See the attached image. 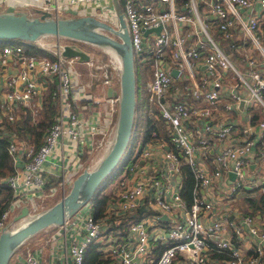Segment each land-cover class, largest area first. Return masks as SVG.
Returning <instances> with one entry per match:
<instances>
[{"label":"built area","instance_id":"built-area-1","mask_svg":"<svg viewBox=\"0 0 264 264\" xmlns=\"http://www.w3.org/2000/svg\"><path fill=\"white\" fill-rule=\"evenodd\" d=\"M95 2L102 9L92 14L115 25L116 9L107 0L2 1L0 11L13 8L27 13L49 11L55 17L79 16L85 14L82 5ZM119 3L135 54L144 61L143 51L152 49L156 62L146 86L151 99H159L178 154L164 144L146 145L134 160L130 178L121 182L109 206V216L136 215L126 230L110 229L109 224L108 232L87 202L40 245L18 252L14 264H48L41 245L60 237L64 241L70 237L65 246L73 264H83L85 249L93 240L105 243L103 249L112 257L109 264H264V219L226 201L244 188L258 186L264 192V0H216L208 14L200 12L197 0L186 2L183 10L175 0ZM159 25V32L145 33L146 28ZM213 25L224 38L242 33L244 44L236 48L239 62L214 37ZM69 41L58 38L53 47H45L51 58L27 53L20 44L0 47V64L13 57L19 67L4 75L0 117L14 119L20 105H39L34 99L45 88L43 78L56 81L58 104L55 121L38 148L16 140L9 143L17 171L6 179L13 196L0 214V231L14 226L13 220L7 223L11 211L27 205L34 213L44 198L64 195L83 167L80 157L95 156L94 151L112 139L119 96L105 91L119 82L118 59L111 55L113 60L98 64L100 74L85 84L76 68L71 73V60L63 55L65 44L84 47ZM91 57L94 66L95 55ZM252 107L260 109L256 123H252L256 115ZM180 157L195 170L190 201L181 194ZM142 205L144 211L139 210ZM69 257L60 264H69Z\"/></svg>","mask_w":264,"mask_h":264},{"label":"water","instance_id":"water-1","mask_svg":"<svg viewBox=\"0 0 264 264\" xmlns=\"http://www.w3.org/2000/svg\"><path fill=\"white\" fill-rule=\"evenodd\" d=\"M118 24L112 25L94 15L52 16L49 11H0V39L37 41L45 36L67 38L100 47L117 57L119 62V88L109 86L107 95L119 96L117 120L112 139L97 163L83 169L72 181L69 190L54 204L31 213L27 205L14 217L16 226L6 225L0 231V264H9L19 248L33 236L46 232L75 215L111 177L129 146L135 126L138 83L135 52L119 0H113ZM162 25L146 28L159 32ZM116 52L113 53L112 50ZM63 55L84 62L91 60L85 49L65 44ZM176 71L172 70V74ZM244 100L241 101L242 107ZM167 149L169 147L166 146ZM144 163V159L140 161ZM23 167V164H19ZM234 178V173H230ZM140 211L145 210L142 205ZM163 217L166 218V215ZM69 264H73L72 260Z\"/></svg>","mask_w":264,"mask_h":264},{"label":"trees","instance_id":"trees-1","mask_svg":"<svg viewBox=\"0 0 264 264\" xmlns=\"http://www.w3.org/2000/svg\"><path fill=\"white\" fill-rule=\"evenodd\" d=\"M188 1L189 0H175V5L179 10H183L185 3ZM197 1L200 12L205 14L208 11L206 10L207 7H210V4L216 0ZM64 16L75 15L65 14ZM210 20L214 24L216 23L213 18H211ZM213 26L214 37L219 40L220 45L228 53L232 54L233 59L236 62H239V54L236 48L237 46L244 44L242 33L235 31L232 35V38H224L222 32L218 30L215 25ZM232 43H234L235 46H232ZM6 44H20L25 48V51L27 53L47 56L50 58L53 57L52 52L48 48L39 45V40L27 41L17 38L0 39V47ZM79 44L83 47L85 46L84 48L86 49H91V51H94L95 53H103L102 59L97 62L98 64H102L103 62L108 61L110 62L111 55L108 54L106 51L102 50L100 47L87 43L79 42ZM151 50L152 49L143 51L142 56H146L144 61L141 60V56H139L137 53L135 54L136 72L138 78L137 83L139 84L135 126L133 129L129 146L127 147V150L124 153V156L119 166L113 172L111 177L116 175V173L123 167L126 161L132 159V157L134 156L136 145L140 139L143 140V147L140 150L139 154L133 158L134 160L140 155L141 151L146 145H151L153 148H157L160 144H164V147L167 146L178 154V149L171 143V132L169 126L166 131L165 128L160 127L152 118V115L155 111V109L152 107V104L155 102L159 106V99L157 97L151 99L150 92H148V97L146 99L144 97L146 82L151 79L153 68L156 62L152 56ZM146 63L153 64V68H151L150 71V77H147L148 79L145 78L146 71L143 68V65H145ZM43 80L45 88L41 92V94L36 96V98L34 99L35 101L39 100V105H20L14 113V119H9L6 115H2L0 117V214L5 208V206L8 205L13 196L12 189L8 184H6V179L17 171L13 155L8 150L10 141L16 140L17 143H23L24 145L34 146L35 148H38L42 144L46 133L48 132L51 125L54 123L55 117L58 114L57 97L54 94L56 89V81H52L49 78H43ZM251 111L256 113V115H254L252 119V123H256L258 114H260V109H255L254 107H252ZM231 116L235 117V114L232 113ZM143 118H146L148 128L146 130L144 129V131L141 132V120ZM160 129L163 131H160ZM234 135L235 137L241 136V133L233 132V136ZM257 145L261 147V143H258ZM93 158L94 155H82L80 157V161L82 162L83 167L77 174H79L86 167H89ZM180 160L182 163L180 174L182 178L181 194L183 198H185L187 201H190L192 199L196 184L195 170L182 157H180ZM111 177H108L107 180H109V178ZM107 180L103 184L104 186H102L100 189H97L94 196L88 202L91 205V209L95 218L101 221V223L104 227H106L108 232L109 224L110 229H120L121 231H124L127 228L128 221L133 217L135 218L136 215H134L133 213H124L121 215L109 216V206L116 198V192L104 191ZM54 183H56V181H54ZM50 186L51 181H49V183L44 189L46 193L50 192ZM258 189L259 187L255 186L252 188H244L242 190L246 193V200L249 205H251V208L246 209L244 213L261 216L264 219V192L260 191L257 193ZM68 190L69 188L67 189V191ZM62 196L63 195L59 193V195L54 198V202L52 204L58 201ZM50 205L51 204H48V202H43L40 204V207L34 212H38ZM57 228L58 226L52 229ZM48 231L51 230L49 229ZM44 233L45 232L38 233L31 239L38 238V236L41 237L42 235H44ZM41 241L43 242L44 238ZM104 245L105 243L103 241L99 242L98 240H93L92 242H90L84 252L83 264H109L112 261V257L109 256V252H106L103 249ZM22 246L19 248V250L22 248ZM19 250L14 254L9 264H14L13 259L19 252Z\"/></svg>","mask_w":264,"mask_h":264},{"label":"rangeland","instance_id":"rangeland-1","mask_svg":"<svg viewBox=\"0 0 264 264\" xmlns=\"http://www.w3.org/2000/svg\"><path fill=\"white\" fill-rule=\"evenodd\" d=\"M99 9H102V7L100 6V3L99 2H95L94 4H92L91 6H89V5H85V6H81L80 7V10H81V14H83V13H85V14H89V13H95V14H97L98 12H99ZM14 10V9H13ZM85 14H83V15H85ZM114 16H116L115 14H114ZM116 23H115V26H117V24H118V22H117V18L114 20ZM112 24H114L113 22H111ZM43 39H49L50 41V43L51 44H49L50 46H52L53 44H54V42H55V38H56V36H45V37H42ZM42 38H40V39H42ZM58 38V37H57ZM61 38V41H64V42H68V43H70V41L69 40H71V39H67V38H65L66 40H63L64 38H62V37H60ZM72 42H75L74 40L72 41ZM77 42V41H76ZM79 43V42H78ZM81 43V42H80ZM85 47V46H84ZM85 49V48H84ZM102 49V48H101ZM88 52H90L92 55H95V65L94 66H92L91 65V67L90 68H88L86 65H84V63H81V64H76V61H77V59L76 58H69L71 61V63H69L68 65H69V67H70V71H71V73H72V70H73V68H79L78 70L79 71H82L83 72V74H84V77H85V73H87V71H88V74H89V71L91 70V71H96V70H100V69H98L97 68V65H98V61H100L101 59H102V57H103V53L102 52H98V53H95L94 51H91V49H86ZM102 50H104V49H102ZM105 51V50H104ZM107 52V51H106ZM108 53V52H107ZM108 54H110V53H108ZM99 58H98V57ZM111 58H112V60L114 59L112 56H111ZM101 63V62H100ZM143 68H144V70L146 71V74H145V78H149L150 77V71H151V68H153V64L151 63V64H149V63H146L145 65H143ZM118 78H119V76H118ZM147 78V79H148ZM119 80V79H118ZM143 84H144V82H143ZM139 85V84H138ZM116 87L117 88H119V82L116 84ZM144 97H145V99L148 97V91L145 89L144 90ZM152 107L155 109V111H154V113H153V115H152V118H153V120L160 126V127H163V128H165L166 129V131H167V129H168V124L166 123V121H165V119L161 116V110H160V107L154 102L153 104H152ZM138 114H139V110H138ZM118 115V114H117ZM117 115H116V120H117ZM115 123H116V121H115ZM141 123H142V125H141V132H143L144 131V129L146 130L147 128H148V125H147V120H146V118H143L142 120H141ZM157 125V126H158ZM160 131H163V130H161L160 129ZM108 145L109 144H107L103 149H101L100 151H99V148H97L95 151H94V154H95V156H94V158L92 159V161H91V163H90V165H89V167H93L96 163H97V161L101 158V156L103 155V153L105 152V150L107 149V147H108ZM142 147H143V140H139L138 141V143H137V145H136V148H135V152H134V156L132 157V159H130V160H128V161H126L125 162V164L123 165V167L116 173V175L115 176H113V177H111V178H109V180H107V182H106V185H105V189H104V191L105 192H117V190L119 189V187H120V185H121V182L123 181V180H126L127 178H130V176H131V170H130V167H133V164H134V157L135 156H137L138 154H139V152H140V150L142 149ZM261 174H264V167L261 169ZM262 176V175H261ZM259 177H260V175L259 174H257V177H256V179L257 180H259ZM69 186H71V184H69ZM68 186V187H69ZM258 192H260V188L257 190V193ZM59 194V193H58ZM57 194V195H58ZM246 193L244 192V191H240L239 193H237V194H234L230 199H228V200H226V201H229V202H231V203H233V207L234 208H237V209H240L241 211H245L246 209H248V208H251V205H249V203L247 202V200H246ZM55 197H57L56 195L55 196H50V197H46V198H44L43 199V201L44 202H48V204H51L52 205V203L54 202V198ZM49 207V206H48ZM47 208V207H46ZM19 213V211H11V213H10V216H9V218H8V222L7 223H9L11 220H13L14 219V217L17 215ZM13 225L14 226H16L17 225V222L14 224L13 223ZM50 230H52V231H46L45 233H44V235H42L41 237H39L38 236V238H34V239H30L29 241H27L26 243H24L23 244V246H22V248L19 250V252H23L25 249H27V248H34L35 246H38L42 241V239L47 235V234H49L50 232L51 233H53V232H55V230H53V229H50ZM16 259L19 257L18 256V253L16 254ZM15 257H14V259H15ZM13 259V260H14Z\"/></svg>","mask_w":264,"mask_h":264},{"label":"crops","instance_id":"crops-1","mask_svg":"<svg viewBox=\"0 0 264 264\" xmlns=\"http://www.w3.org/2000/svg\"><path fill=\"white\" fill-rule=\"evenodd\" d=\"M2 1H29V2L36 1V2H42L43 0H0V2H2ZM107 1L113 2V0H107ZM209 8L210 7L208 6L206 10H209ZM4 11H13V8H8V9H6ZM205 14H208V13H205ZM88 15H93V14L89 13ZM153 39H154V37H152V36L149 37V41H150L149 45L151 44ZM54 40H55V42H54V44H55L58 41V38L56 37ZM49 41H50L49 39H43V38L39 39V45L44 46V47H53V46L49 45V44H51ZM151 47L153 48V44L151 45ZM151 47H149V48H151ZM94 59H95V57H94ZM81 63H84V65H86L88 68L91 67L90 60L89 61H84V62H81V61H78V60L76 61L77 65L81 64ZM17 70H19V67H18L16 58L9 57V58H7V60L5 61V63L3 65L0 64V94L3 91V89H4V82L7 79V77H4V75L6 73H8V75H9L10 73H14ZM100 71L101 70H96V71H91L90 70L89 74H88V71H87V73H85V77H84L83 72L79 71L81 73L82 82H84L85 84H88V82H91V81L95 80V78L98 77V75L100 74ZM116 84H117V82H114V85H116ZM145 89L149 92V90L147 89L146 85H145ZM105 92L107 93V90ZM103 104L106 105V102L104 101ZM109 108H110V105H109ZM212 119H214V118H212ZM210 121L211 120H208V122H210ZM215 123L218 124V119L215 120ZM211 130H212L213 133H215L217 131L215 129V126H214L213 123H212V129ZM71 234H72V231H71ZM69 238L70 237H68L67 241H64V239L62 240L61 237H60L54 243H50L48 245H41V246H43V258L48 264H60V263H62V261L64 262L69 257V253H68L67 248L65 246V242H69ZM77 238H79V237L77 236ZM55 257H58V260H56ZM68 260L70 262L71 261V257H69Z\"/></svg>","mask_w":264,"mask_h":264},{"label":"bare ground","instance_id":"bare-ground-1","mask_svg":"<svg viewBox=\"0 0 264 264\" xmlns=\"http://www.w3.org/2000/svg\"><path fill=\"white\" fill-rule=\"evenodd\" d=\"M112 50V49H111ZM114 54H116V52L114 50H112Z\"/></svg>","mask_w":264,"mask_h":264}]
</instances>
